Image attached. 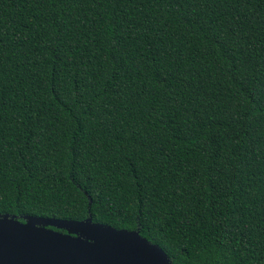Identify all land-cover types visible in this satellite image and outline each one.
Listing matches in <instances>:
<instances>
[{"label": "trees", "instance_id": "obj_1", "mask_svg": "<svg viewBox=\"0 0 264 264\" xmlns=\"http://www.w3.org/2000/svg\"><path fill=\"white\" fill-rule=\"evenodd\" d=\"M2 215L264 264V0H0Z\"/></svg>", "mask_w": 264, "mask_h": 264}, {"label": "water", "instance_id": "obj_2", "mask_svg": "<svg viewBox=\"0 0 264 264\" xmlns=\"http://www.w3.org/2000/svg\"><path fill=\"white\" fill-rule=\"evenodd\" d=\"M143 241L147 249L137 243ZM0 264H171L138 231L82 221L0 216Z\"/></svg>", "mask_w": 264, "mask_h": 264}, {"label": "snow or ice", "instance_id": "obj_3", "mask_svg": "<svg viewBox=\"0 0 264 264\" xmlns=\"http://www.w3.org/2000/svg\"><path fill=\"white\" fill-rule=\"evenodd\" d=\"M135 243H137V245L139 246V247H142V248H144V249H147V244L145 243V242H143V241H140V242H135Z\"/></svg>", "mask_w": 264, "mask_h": 264}]
</instances>
